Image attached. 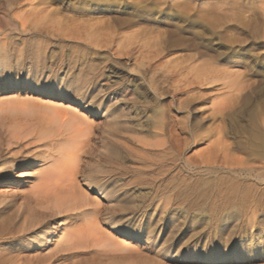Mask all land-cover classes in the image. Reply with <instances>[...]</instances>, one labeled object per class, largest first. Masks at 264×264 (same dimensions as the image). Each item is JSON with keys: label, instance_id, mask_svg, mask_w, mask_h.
<instances>
[{"label": "rangeland", "instance_id": "1", "mask_svg": "<svg viewBox=\"0 0 264 264\" xmlns=\"http://www.w3.org/2000/svg\"><path fill=\"white\" fill-rule=\"evenodd\" d=\"M0 56V102L75 106L93 121L92 155L121 151L104 169L131 196L129 220L144 232L134 239L108 227L138 249L128 260L95 247L47 254L26 236L25 245L0 241V253L38 254L22 264H264V209L225 210L224 187L196 208L187 201L196 182L252 163L243 141L250 110L264 130V0H0ZM87 84L120 117L119 128L110 130L105 112L91 109L89 89L78 107ZM61 85L74 89L60 94ZM8 116L0 114V197L14 212L39 166L35 144H14ZM54 222L58 232L62 221ZM194 251L234 259L200 261Z\"/></svg>", "mask_w": 264, "mask_h": 264}, {"label": "bare ground", "instance_id": "2", "mask_svg": "<svg viewBox=\"0 0 264 264\" xmlns=\"http://www.w3.org/2000/svg\"><path fill=\"white\" fill-rule=\"evenodd\" d=\"M69 89L74 88L61 85L59 93L68 95V92L73 91ZM88 89L87 84L85 91L77 95L78 107L87 102L85 95ZM90 91L91 88L88 94V99L91 98L92 102L91 109L105 112L110 130L113 127L119 128L120 117H116V112L111 106L99 102V96L91 97ZM8 99L0 102V114L9 115L7 123L11 139L16 146L21 142L23 145L35 144L37 150L34 159L37 162L33 163L39 167L35 171L36 179L28 189V197L22 200L14 212L7 211L11 204L13 207V202L8 201L3 194L0 197V241L14 239V245H25V238L30 237L26 243H29L32 249L39 246V249L47 251V254L61 249L95 247L126 260L138 257L136 247L125 240L116 241L108 229L113 227L134 239L144 235L140 225L133 226L134 223L129 220L128 215L135 206L130 200L131 196L122 190L118 182L104 169V166L108 167L122 158L121 151L112 146L105 148L104 152L92 155L96 152H91L95 137L93 121H89L75 106L53 101L42 102L39 98ZM247 115L251 119L245 128L246 137L243 143L252 153V163L238 161L241 163H236L235 167L226 166V178L196 182L195 189L191 188L189 200L187 199L192 208L205 202L209 192L220 193L224 187L225 195L221 204L225 210L239 214L240 210L254 213L258 209H264V164L261 163L264 162V130L260 128L262 124L253 119L252 110ZM222 143L223 154L229 157L228 140ZM214 172L213 168L207 169V175H213ZM86 188L100 193L108 206H103L100 199H91ZM43 207L49 210L51 208L52 211L43 215L37 210ZM54 218L62 221L58 232L54 226ZM50 240L54 241L49 243ZM50 245L53 247L50 248ZM10 250L11 248H8L4 250L7 253H0V264H22L38 260V254L28 257L16 254L9 258ZM194 252L192 257L197 256L200 261L234 259V256L221 257L218 253L207 257L206 252L201 255H198L197 251Z\"/></svg>", "mask_w": 264, "mask_h": 264}, {"label": "snow or ice", "instance_id": "3", "mask_svg": "<svg viewBox=\"0 0 264 264\" xmlns=\"http://www.w3.org/2000/svg\"><path fill=\"white\" fill-rule=\"evenodd\" d=\"M179 2H180V0H174V3H177L178 4Z\"/></svg>", "mask_w": 264, "mask_h": 264}]
</instances>
